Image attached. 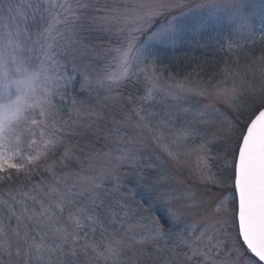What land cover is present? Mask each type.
<instances>
[{
  "label": "rangeland",
  "instance_id": "1",
  "mask_svg": "<svg viewBox=\"0 0 264 264\" xmlns=\"http://www.w3.org/2000/svg\"><path fill=\"white\" fill-rule=\"evenodd\" d=\"M9 2L0 0V20L8 23L6 29L0 27V63L7 62L10 79L29 81L17 93L21 103H33L50 91L52 107L43 117L39 107L25 113L37 125L29 120L14 126L19 139L11 143H18L20 152L10 153L23 167L7 172L19 179H0V227L5 230L0 246L11 244L15 252L17 238L10 229L18 227L16 216L22 234L39 239L43 229L49 247L57 231H71L67 210L47 226L27 219L33 211H23L25 206L38 211L30 197L42 195L41 183L63 179L61 187L72 189L76 206L88 203L82 189L95 182L101 184L106 204L115 206L119 200L126 207L117 209L119 218L106 231L99 224L95 232L84 228L82 242L91 247L79 258L45 252L33 264H67L69 259L73 264H113L107 244L122 249L119 264H164L173 253L183 261L185 252L192 256L191 248L197 255L188 264L224 258L237 245V222L232 220L236 137L254 118L249 96L264 91V0H242L249 21L243 30L233 19L234 0H52L57 7L40 20V37L31 9L27 18L6 19L16 17L8 13ZM160 30L167 38L151 39ZM132 36L140 51L124 68L115 49ZM76 74L78 90L64 99L65 86L58 85ZM85 75L90 85L82 88ZM233 86L242 89L240 106L232 112L236 132L225 122L227 97L221 95V89ZM55 98L65 104L64 115L54 107ZM25 128L31 132L21 134ZM132 153L134 159H128ZM161 187L181 209L180 220L165 214L157 196ZM4 201L16 208L15 216ZM154 217L164 224V234L153 231ZM181 240L190 248L181 245L177 252ZM239 244L244 247L241 239ZM0 264H8L7 258H0Z\"/></svg>",
  "mask_w": 264,
  "mask_h": 264
},
{
  "label": "snow or ice",
  "instance_id": "2",
  "mask_svg": "<svg viewBox=\"0 0 264 264\" xmlns=\"http://www.w3.org/2000/svg\"><path fill=\"white\" fill-rule=\"evenodd\" d=\"M59 6L64 7V5ZM232 6L236 10L233 19L237 22L238 30L247 28L249 21L247 16L242 12V0H234ZM6 7L8 13L16 14V17L7 16L6 19L8 21L20 16L27 18V10L31 9L33 26L37 29V37H40L44 35L43 32L39 31L40 20L43 18L45 12H50L57 5L52 3V0H28L26 4L16 3L15 0H10ZM82 7H86V5H82ZM160 7H167V5L161 4ZM208 7L215 9L218 5L209 4ZM145 23L147 24L148 21H145ZM0 27L5 29L8 27L6 20H0ZM45 31H48V29ZM137 31L142 32L143 27L138 28ZM167 35V32L160 30L153 33L151 39H164L167 38ZM135 41V36H132L126 46L115 49L119 54V61L124 68H127L130 61L135 58L133 54L139 53L140 51ZM2 60L3 58L0 56V61ZM260 62L264 64V56L261 57ZM6 63V61L0 63V68H3V73L0 74V149L3 150L0 152V172H5V176L0 177V179L11 180V175L7 174L8 169L20 170L23 167V165L8 162L4 159L9 152L14 154L20 152L19 144L13 145L11 143L14 137L17 140L19 139L15 131V124L20 121L30 120L31 125H37V120L25 115V113L29 109L39 107V115L43 117L50 114L52 105L50 91H46L43 97L36 98L33 103H21L22 96L17 93L22 92L24 86L29 81L10 79ZM17 71H19V68H17ZM35 75L37 74L34 73L33 77ZM71 79L72 77L69 76L68 80ZM109 79H112V77H109ZM97 83L103 84V80L98 79ZM88 85H90V81L87 75H85L81 87L83 88ZM58 86L64 87L65 84L59 83ZM13 87L16 89L15 93L12 92ZM241 91L242 89H237L234 86L230 90L221 89V95L227 97L224 100L226 109L225 122L228 123L232 132H236L238 127L233 123L235 118L232 116V112L240 106L238 101L241 99ZM13 95H15V99H12ZM248 102L254 109L252 113L254 118L239 130V135L236 137L237 148L234 156L233 179L234 188L238 192V208L234 200L232 220L234 224L238 220L237 245L229 250L224 258L218 261L214 260L213 264H264V91L258 97L249 96ZM23 132H31V128L23 129L21 134ZM50 143L55 146V141H50ZM165 150L167 151V148ZM67 155L68 152L66 150L65 156ZM169 155H172V153L169 152ZM127 158L134 159V153L130 154ZM5 162L8 164V169L2 166ZM223 182L221 181V183ZM61 183L66 182L61 179L54 180L48 185L41 183L42 195L40 192H37L35 196L30 197L34 205L38 206V211L35 208L29 209L26 206L23 211H33V216H29L27 219H34L37 224H45L47 226L50 222H59L58 218H63L62 214L67 210L68 216L65 218V222L69 224L71 231L69 229H65L62 233L57 231L53 246L49 247L45 243L47 233H44L43 229L41 230L42 234L39 236V239H37L36 235H29L28 233L22 234L19 231V225L21 223L20 217L16 216L18 227L16 229H10L11 234L17 238L15 252L11 251V244H8L7 247L0 246V258L6 257L8 264H33V258L35 257L37 261L42 260L43 253L45 252L49 256L54 252H58L66 256L79 258L82 253H86L91 247L82 242L83 238L80 233L84 228L89 227L95 232L94 225L99 224L106 231L108 224H115L118 220L119 215L117 209L124 211L126 207V205H121L119 200L116 201L115 206L106 204L104 199L106 194L100 190L101 184L95 182H92L90 187L82 189V194L86 195L88 203H81L79 206H76L70 198L72 189L67 188L65 190L61 187ZM32 191H36V189L34 188ZM24 195L27 196L28 193H24ZM157 196L164 206L163 210L165 214L173 221L180 220L182 216L181 209L174 206L173 201L169 199V193L163 187L158 190ZM11 199L15 201V197ZM3 203L7 206V211L15 216L16 208L12 205H7V201ZM73 217H76V219L73 220ZM153 220L155 222L153 231L157 235L164 234L165 226L161 222V219L154 217ZM4 231V228L0 227V233H4ZM5 234L7 235V233ZM86 236L87 233H85ZM240 238H242L243 245H246V248L239 244ZM116 243L119 242L117 241ZM77 244L80 245L79 249L76 248ZM181 245L185 249L190 248L185 241L181 240V244L176 246L177 252L181 251ZM101 246L100 244H96V247ZM225 248H227V245H225ZM66 249H70L71 251L66 252ZM106 251L112 258L113 264H119L118 257L121 255L122 249L112 244H107ZM191 252L192 256L197 255L195 248H191ZM248 253L251 255H248ZM192 256H188L185 252L182 261L180 256L173 253L164 261V264H188L192 260ZM67 264H73V261L69 259Z\"/></svg>",
  "mask_w": 264,
  "mask_h": 264
},
{
  "label": "trees",
  "instance_id": "3",
  "mask_svg": "<svg viewBox=\"0 0 264 264\" xmlns=\"http://www.w3.org/2000/svg\"><path fill=\"white\" fill-rule=\"evenodd\" d=\"M69 68V67H67ZM66 72L68 74H71V70L70 68L66 70ZM75 76L74 78L71 79V81L69 83H66L65 84V87L63 88V98L65 99H70L71 96L73 94H75L78 90V86H79V82H80V76L78 74L76 75H73ZM53 105L54 107L56 108H59V110L61 111V113L64 115L66 113V107H65V104L63 103V101H58L55 99H53ZM3 150L0 149V152H2ZM14 156L13 154H11L10 152L4 157L5 161H8V162H12V163H16L18 165H21L22 162L20 163V161L18 159H14ZM14 159V160H13ZM2 166L5 168V169H8V164L7 162L3 163ZM13 169H8V171H12ZM22 170V168H21ZM19 173V172H18ZM20 175H16L14 177V179L12 180H17L19 179Z\"/></svg>",
  "mask_w": 264,
  "mask_h": 264
},
{
  "label": "water",
  "instance_id": "4",
  "mask_svg": "<svg viewBox=\"0 0 264 264\" xmlns=\"http://www.w3.org/2000/svg\"><path fill=\"white\" fill-rule=\"evenodd\" d=\"M234 191H235V195H236V205H237V208H238V192L235 190V188H234ZM236 222H237V225H238V220ZM240 239L242 241V238H240ZM242 243H243V241H242ZM244 246L246 248V245H244Z\"/></svg>",
  "mask_w": 264,
  "mask_h": 264
}]
</instances>
